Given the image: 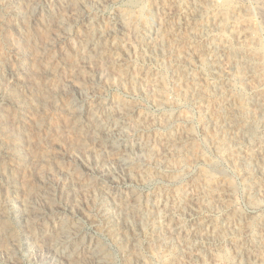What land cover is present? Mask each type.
I'll list each match as a JSON object with an SVG mask.
<instances>
[{
    "label": "bare ground",
    "instance_id": "bare-ground-1",
    "mask_svg": "<svg viewBox=\"0 0 264 264\" xmlns=\"http://www.w3.org/2000/svg\"><path fill=\"white\" fill-rule=\"evenodd\" d=\"M132 1L112 26L86 32L88 57L79 55L81 64L97 61L89 78L81 82L76 75L64 77L70 96L65 112L76 123L79 117L87 119V130L102 155L96 157L95 150L79 142L67 148L73 167L55 172L59 181L71 178L62 193L98 195L109 224L145 221L154 243L163 245L170 258H182L181 264H264V216L258 217L264 213V0ZM78 5L74 0L66 5L70 23L83 21L74 12ZM45 10L59 44L78 33L67 32L69 22L54 14L51 5ZM112 79L150 98L165 113L150 115L134 103L104 101L97 87L102 83L108 89ZM153 129L167 133L153 139ZM47 169L45 178L50 180L55 170ZM79 171L82 177H76ZM150 177L162 185L150 202L142 205L133 191L114 196L112 185L121 180ZM51 193L36 192L43 203H49ZM76 208L55 206L57 212L68 209L73 217ZM30 210L21 219L39 212ZM59 226V237L50 245L58 258L80 264L86 253L92 263L104 260L98 244L77 240L72 221L60 218ZM129 242L138 249V240Z\"/></svg>",
    "mask_w": 264,
    "mask_h": 264
},
{
    "label": "rangeland",
    "instance_id": "rangeland-1",
    "mask_svg": "<svg viewBox=\"0 0 264 264\" xmlns=\"http://www.w3.org/2000/svg\"><path fill=\"white\" fill-rule=\"evenodd\" d=\"M74 1L79 3L74 12L83 19L77 24L68 21L71 12L66 5L69 0H0V264H66L50 248L52 240L59 237L60 218L72 221L79 234L80 239L77 240L98 244L105 251L106 264H181L182 258H170L163 245L154 243L150 226L145 221L138 224L134 220L129 226H126L123 220L109 224L103 215L98 195L95 198L93 195L79 192L69 197L62 193L65 189L63 185L71 178L64 176L59 181L60 177L55 172L61 167H73L67 148L79 142L87 150H95L96 157L102 155L101 151L97 150V141L87 130V119L79 117V122L76 123L65 112V105L70 98L65 80L73 75L79 77V81L83 79L81 82L89 78L91 69L97 66V61L90 62L88 66L81 64L80 56L88 57L84 44L86 32L92 33L97 29L112 26L119 19L118 15L127 9V5L133 3L132 0H101V3L94 4L87 2L88 0ZM84 3L85 6L82 5ZM46 4L51 5L53 13L67 21L66 24L69 22L67 32L73 30L78 33L59 44L56 27L47 21L49 17L45 10ZM117 81L112 79L113 83L108 89L102 83L97 87L103 92L104 101L113 104L134 103L139 105V110L150 115L165 113L164 110H157L150 98H144L142 93L125 88ZM170 130L173 129H168ZM165 133L167 132L153 129L149 134L158 140ZM87 157L93 159L91 155ZM49 166L55 170L53 175L49 176L50 180L45 178ZM78 176L82 177L80 171L76 174V177ZM43 178L45 179L42 180ZM44 181L47 183L44 184ZM141 181L121 180L117 186L112 185V190L116 193L114 196L124 197L133 191L142 205L150 202L162 185L157 178L150 177L147 182ZM48 189H51L52 196L48 199L49 203H43L37 195ZM57 204L77 206L75 217L68 209L66 212H57ZM253 204L259 205L255 202ZM244 206L241 202V210L245 209ZM31 208H35L41 215H36L39 213L37 212L29 217V221L21 219L22 213L28 215L26 212H31ZM263 216L262 212L258 214L259 219ZM131 238L139 241L137 250L130 244ZM29 245L31 249L25 250ZM227 249H222L221 252L227 254ZM35 250L38 253H34ZM83 254L80 264H104L102 258V262L92 263L86 259V253ZM224 262L230 264L226 260Z\"/></svg>",
    "mask_w": 264,
    "mask_h": 264
}]
</instances>
